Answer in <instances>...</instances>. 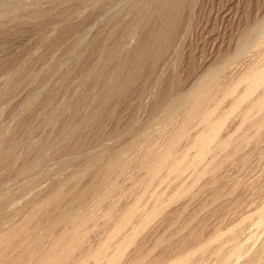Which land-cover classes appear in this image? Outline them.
I'll use <instances>...</instances> for the list:
<instances>
[{
    "label": "rangeland",
    "instance_id": "1",
    "mask_svg": "<svg viewBox=\"0 0 264 264\" xmlns=\"http://www.w3.org/2000/svg\"><path fill=\"white\" fill-rule=\"evenodd\" d=\"M263 18L264 0H0V264L92 214L69 264L262 255Z\"/></svg>",
    "mask_w": 264,
    "mask_h": 264
},
{
    "label": "bare ground",
    "instance_id": "2",
    "mask_svg": "<svg viewBox=\"0 0 264 264\" xmlns=\"http://www.w3.org/2000/svg\"><path fill=\"white\" fill-rule=\"evenodd\" d=\"M262 26H263V29H264V18L262 19ZM263 61V60H262ZM264 63V62H263ZM216 77V74H211L209 79L210 80H214ZM248 79H249V84H248V92L249 93H252L253 91L256 90V88L259 86V85H263L264 84V65L262 68H260L259 70H256L250 74H248ZM207 83L205 81H201L200 84H198V86L194 89V91L190 94L191 98H193L194 100V107H193V111H196L198 110L202 104L204 103V101L206 100L207 98V91H208V87H207ZM260 95V93H259ZM263 99L262 101L264 102V93L263 95L261 96ZM187 109V108H186ZM204 109V108H203ZM185 111V110H184ZM183 111V112H184ZM201 112V111H200ZM260 113V112H259ZM184 114V113H183ZM213 113H209L208 114V117H211ZM180 124V123H179ZM217 127L213 128L210 136L202 143L201 145V154H197L198 156V160L201 158L203 152L206 150L207 148V142L208 140L212 139L213 137L217 136V129L219 127V125L221 124V119L219 118V121L217 122ZM206 135V134H205ZM204 135V136H205ZM203 136V137H204ZM212 141V140H211ZM201 143V142H200ZM212 143V142H211ZM199 144V143H198ZM210 145V144H209ZM214 145V144H213ZM161 151V150H160ZM199 152V150L197 151V153ZM167 153V152H166ZM200 153V152H199ZM153 155V154H152ZM155 155V154H154ZM158 155V154H157ZM155 155V157L157 156ZM196 156V155H195ZM151 157V156H150ZM149 157V158H150ZM166 160V156L165 154L161 155V157L159 158V161L157 164L153 165V164H150V163H147L148 165V168L149 170L151 171L152 174H155L157 172V170H159L164 162ZM190 160V159H189ZM125 161V160H124ZM123 161V162H124ZM197 161V160H196ZM172 162V161H171ZM169 163V162H168ZM190 164V163H189ZM196 164H194L195 166ZM183 167V166H182ZM178 168V167H177ZM210 168V167H209ZM176 169V168H175ZM187 169V168H186ZM147 180V179H146ZM107 189V188H106ZM193 193V192H192ZM192 195V194H191ZM62 196V195H61ZM132 208V207H131ZM79 211V210H78ZM132 213H133V209L128 212V214L122 218V220H120L118 222V225L116 227V230H114V233H112L113 235L115 233H117L124 225L125 223L130 219V217L132 216ZM84 214V213H83ZM261 215V214H260ZM81 218V216H80ZM93 218V214L90 215L89 217L87 218H84V219H81L80 222L74 226V228L70 231H67V232H64L61 236H59L55 241L54 243L52 244V247L47 250V251H43V253L40 254L39 258L36 260V262L34 264H69L68 263V259L70 258V256L72 255V253L80 246V243L82 241V235H83V232L85 231V225L87 223V221L89 219ZM262 219V218H261ZM115 220V219H114ZM257 220V219H256ZM264 220V219H263ZM131 222V221H130ZM260 224V222H259ZM128 225V224H126ZM32 226V225H31ZM138 226V225H137ZM115 227V226H114ZM123 229V228H122ZM256 237V236H255ZM115 238V237H114ZM111 240V239H110ZM113 240V239H112ZM111 242V241H110ZM263 243V242H262ZM261 243V244H262ZM8 244V243H7ZM84 244V243H83ZM113 244V243H112ZM141 244V243H140ZM220 244V243H219ZM260 244V245H261ZM101 245V244H100ZM184 245V244H183ZM264 245V244H262ZM4 246V245H3ZM105 246V245H104ZM102 246L98 252H97V255L96 256H99L100 254H102L105 250V247ZM139 246V245H138ZM259 246V245H258ZM117 247V246H116ZM183 247V246H182ZM209 247V246H208ZM83 248V247H82ZM200 248V247H199ZM202 248V247H201ZM221 248V247H220ZM233 248V247H232ZM235 248V247H234ZM233 248V250H235ZM243 248V246H242ZM197 249V248H196ZM208 249V248H207ZM190 250V249H189ZM200 250V249H199ZM198 250V251H199ZM205 250V249H204ZM209 250V249H208ZM231 250V251H233ZM80 251V250H79ZM114 251V250H113ZM147 251V250H146ZM197 251V250H196ZM197 251V252H198ZM223 251V250H222ZM237 251V250H235ZM254 251V250H253ZM258 251V250H257ZM188 252V251H187ZM221 253V251H220ZM233 253V252H232ZM231 253V254H232ZM238 253V252H236ZM234 253V254H236ZM257 253V252H256ZM217 254V253H216ZM184 255V254H183ZM233 255V254H232ZM231 255V256H232ZM237 255V254H236ZM235 255V256H236ZM255 255V253H254ZM190 256H187L185 259L188 260L190 259ZM221 256V255H220ZM219 256V258H220ZM224 256V255H223ZM238 256V255H237ZM251 256V255H250ZM87 257V256H86ZM249 257V256H248ZM252 257V256H251ZM254 258L250 259L248 258V262L246 264H260L263 260H264V246L262 248V255L260 256H253ZM224 258V257H223ZM230 258V257H229ZM229 258L228 259H224V260H221L222 257L220 258V263L219 264H228L229 262ZM234 258V257H233ZM195 260V259H194ZM202 260V259H201ZM217 262H218V259H216ZM216 260H214L216 262ZM5 261V260H4ZM193 261V260H192ZM191 263V262H190ZM193 263V262H192ZM191 263V264H192ZM231 263V261H230ZM229 263V264H230ZM81 264V263H80ZM172 264H178V262H175V263H172ZM200 264V263H198ZM203 264V263H202Z\"/></svg>",
    "mask_w": 264,
    "mask_h": 264
}]
</instances>
